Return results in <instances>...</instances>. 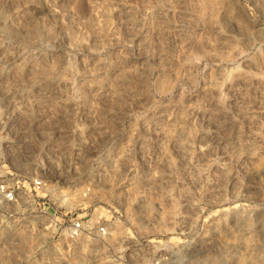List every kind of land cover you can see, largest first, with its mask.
<instances>
[{
	"label": "rangeland",
	"instance_id": "1",
	"mask_svg": "<svg viewBox=\"0 0 264 264\" xmlns=\"http://www.w3.org/2000/svg\"><path fill=\"white\" fill-rule=\"evenodd\" d=\"M3 159L0 264H264V0H0Z\"/></svg>",
	"mask_w": 264,
	"mask_h": 264
},
{
	"label": "built area",
	"instance_id": "2",
	"mask_svg": "<svg viewBox=\"0 0 264 264\" xmlns=\"http://www.w3.org/2000/svg\"><path fill=\"white\" fill-rule=\"evenodd\" d=\"M42 164L44 165L43 162ZM3 166L6 171L5 173L0 172V204L18 203L32 191L37 193L51 187V184L47 183L42 168L22 174L10 167L7 159H3ZM90 230H93L98 237L105 236L108 231L107 222L100 216L93 222L82 218L72 219L66 228V235L74 241L82 238Z\"/></svg>",
	"mask_w": 264,
	"mask_h": 264
}]
</instances>
